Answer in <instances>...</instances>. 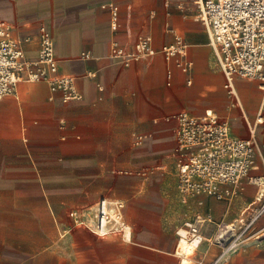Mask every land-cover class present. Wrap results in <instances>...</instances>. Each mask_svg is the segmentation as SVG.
Instances as JSON below:
<instances>
[{"label": "crops", "instance_id": "0c3cea01", "mask_svg": "<svg viewBox=\"0 0 264 264\" xmlns=\"http://www.w3.org/2000/svg\"><path fill=\"white\" fill-rule=\"evenodd\" d=\"M0 22L31 64L46 27L59 75L75 78L81 95L66 100L47 81L24 80L0 101V264H213L220 224L238 227L260 205L264 163L258 157L251 172L261 184L244 179L233 197L181 194L176 117L212 110L234 137L254 130L262 144L263 93L247 79L233 95L226 88L199 0H0ZM141 38L157 54L133 60ZM178 39L193 63L187 73L161 53ZM103 198L125 204L131 241L75 223L73 213ZM199 217L203 241L182 258L178 230ZM247 237L220 264H264V214Z\"/></svg>", "mask_w": 264, "mask_h": 264}, {"label": "built area", "instance_id": "2783aa9c", "mask_svg": "<svg viewBox=\"0 0 264 264\" xmlns=\"http://www.w3.org/2000/svg\"><path fill=\"white\" fill-rule=\"evenodd\" d=\"M199 7L200 20L207 29L216 63L226 78V88L233 95L236 79L259 83L263 102L255 124L264 126V0H199ZM161 53L167 59L177 57V65L185 73L192 70L193 63L186 59L187 45L181 40L164 46ZM156 54L152 39L141 38L131 57L140 60ZM28 70L31 71L25 76ZM47 74L52 78L47 79ZM24 80L47 81L53 91H63L66 100L81 98L75 78L59 75L54 39L46 27L41 28L39 61L31 64L24 57L20 41L13 37L11 26L0 22V101L15 95L18 85ZM176 118L178 151L182 154L179 164L181 194L225 199L238 193L244 179L261 184V177H251L257 158L264 163V143L257 142L254 130L248 139L236 138L229 123L212 110L200 117L180 113ZM259 202L252 216L238 227L220 224L215 241L222 251L213 264L228 259L246 242L247 233L264 214V192H261ZM73 217L77 225L86 226L98 237L121 235L125 241L132 240V227L126 221L122 201L103 198L89 214L73 213ZM203 221L199 217L194 223H187L179 229V243L184 239L193 242L200 238ZM202 241L201 237L196 248ZM181 264L194 263L182 260Z\"/></svg>", "mask_w": 264, "mask_h": 264}, {"label": "bare ground", "instance_id": "6f19581e", "mask_svg": "<svg viewBox=\"0 0 264 264\" xmlns=\"http://www.w3.org/2000/svg\"><path fill=\"white\" fill-rule=\"evenodd\" d=\"M199 239L201 240V237L200 238H196L193 242H190V241L184 239L180 243V244H182L181 245L182 250H180L178 252L180 254V256H182V258L189 257V253H192L195 249H197L196 247H197V243H198ZM183 260L185 261V259H183ZM186 261H188V260H186ZM185 263H188V262H185Z\"/></svg>", "mask_w": 264, "mask_h": 264}]
</instances>
